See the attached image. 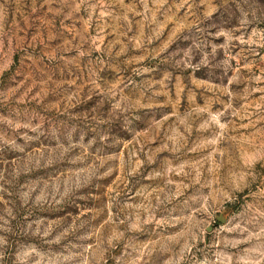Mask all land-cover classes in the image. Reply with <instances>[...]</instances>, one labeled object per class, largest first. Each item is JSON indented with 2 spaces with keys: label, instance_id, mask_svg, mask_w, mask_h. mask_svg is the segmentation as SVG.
<instances>
[{
  "label": "rangeland",
  "instance_id": "1",
  "mask_svg": "<svg viewBox=\"0 0 264 264\" xmlns=\"http://www.w3.org/2000/svg\"><path fill=\"white\" fill-rule=\"evenodd\" d=\"M0 264H264V0H0Z\"/></svg>",
  "mask_w": 264,
  "mask_h": 264
}]
</instances>
